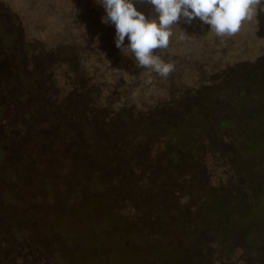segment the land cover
<instances>
[{
    "label": "rangeland",
    "instance_id": "rangeland-1",
    "mask_svg": "<svg viewBox=\"0 0 264 264\" xmlns=\"http://www.w3.org/2000/svg\"><path fill=\"white\" fill-rule=\"evenodd\" d=\"M250 14L251 19L243 21L240 30L231 36H217L198 19L190 25L183 20L173 25L168 48L153 50L164 62L173 65L170 74L161 77L151 69L138 67L130 52L116 48L115 29L101 22L104 12L98 0H0V147L8 153L5 160L0 158V251L8 249L0 257V264H55L53 252L42 248L45 242L39 231L25 223L39 219L36 212L41 202L58 209L62 200L68 203L62 209L63 216L70 215L66 218L72 219L69 222L74 229L65 230L66 224L61 219L48 221V229L52 234L64 232L63 240L69 239L67 243L79 246L73 254L78 264H176L178 254L181 259L177 264L184 259L195 264H264V0H254ZM71 64H75L78 75L88 78L87 89L78 87L80 93L87 94V107L84 112H77L83 118L79 120L78 116L74 124L87 121L91 125L100 112L132 120L142 117L144 122L169 105L170 100L177 104L179 99L186 96L187 100V95L195 92L207 94L209 104L211 99L223 102L226 109H218L220 117L211 118V127H203L202 132L194 128V134L189 133L192 145L182 147L206 150L201 160L191 161L198 163L202 174L193 176L191 169V174H187L186 161L182 159L179 176L168 171L171 174L168 183L160 177L161 187L166 189L159 187L155 195L157 185L149 178L138 181L137 171L135 182L128 184L129 189L125 183L121 193L130 196L128 200L124 196L115 199L119 186L114 184L108 192H100L89 200L78 198L79 187L68 194L60 191L52 194L42 188L28 198L22 193L19 199L20 184L32 179L33 173L28 177L27 170L32 169L37 179L42 178L40 181L46 180L45 167L36 175V167L42 165L36 166L35 160H29L24 167L23 157L30 152L26 146H32L31 139L35 138L38 126L35 116L41 113L43 116L48 106L58 113V106L71 91H77L73 89L76 75L70 71ZM22 75L39 77L34 84L35 92ZM188 101L192 104L191 99ZM243 113L234 126H223L225 118H239ZM184 116L186 122L190 121L194 116L192 108ZM43 119L47 120L45 115ZM205 132L226 150L217 147L210 150ZM175 140L172 133L149 135V145H155L152 151L156 147L165 149L168 142L172 145ZM125 141L140 142L132 138ZM54 148L56 145L49 151ZM46 158L50 161L49 155ZM56 162L51 173L58 172V179L63 182L67 174L64 168L57 171ZM1 192L9 194V198ZM90 205L98 209L95 217L100 222L87 229L91 215L95 214L89 210ZM105 206L110 208L102 212ZM108 211L112 213L111 219L105 215ZM180 211L192 218L208 213L209 218L195 231L189 225L188 232L181 234L179 229L186 226L176 213ZM164 212L170 216L168 227L178 224L175 232L180 237L175 244H163L152 233L155 227L160 234L163 230L169 232ZM6 219L17 226L13 227L15 233ZM109 224L117 226L123 234L117 242L114 240L117 235L111 240L107 238ZM149 227L151 231H147ZM201 233L204 243L193 253L192 236L196 234L197 239ZM57 242L53 238L52 243ZM96 244L103 250L110 246L111 249L92 260L86 256L87 247L95 248Z\"/></svg>",
    "mask_w": 264,
    "mask_h": 264
},
{
    "label": "trees",
    "instance_id": "trees-1",
    "mask_svg": "<svg viewBox=\"0 0 264 264\" xmlns=\"http://www.w3.org/2000/svg\"><path fill=\"white\" fill-rule=\"evenodd\" d=\"M138 6L140 10L144 11L146 14L151 13L152 9L150 5H147L144 3V0L138 1ZM68 62V61H67ZM70 71L76 75L75 76V84H73V89L77 91H71V94H69V97H67V100L62 103L61 106H58L59 112L56 113L55 109L51 110L50 107H46L48 112H44V115L46 116L47 120L44 121L42 113L35 116L34 122L35 124H38L36 127L35 132V138L33 137L29 144L26 146V148H29L30 152H27L28 154L26 157H23L25 162H23L24 167H27L29 164V160H35V164L42 165L37 166L36 175H40V172L44 168V171H46V175L42 178L37 179L35 177V172L32 169L27 170L28 171V177L32 174L31 182L33 181L35 183L31 184L29 181L25 183V180L21 186L20 191V197L23 194H26L27 198L30 195L35 194L38 190L40 191L42 188L44 190H50L52 194L58 193H69L74 192L79 187V193L78 198L81 200L84 199H93L96 197V195L100 194V192H108V190L111 188L112 184L115 186H119V194L118 196H115V199H122L123 196L125 199L128 200V198L122 193L123 187L125 183L130 184L134 183L136 177V172L138 171V177L137 180L140 182H144V178H149L150 181H153L157 187H155V190L153 191V194L155 195L158 191V188L166 189L165 186H162L160 184L159 180L161 178H166L168 183V180L170 178L171 174H174L175 176H179V165L182 159H185V165H186V171L187 174L190 173V169L193 170L194 174L193 176H197L202 174V171L200 170L198 166V158L201 160L204 154L206 153V150L199 149L197 146H193L192 149H186L187 147L192 145V139L189 134L192 132L194 134V128L200 130L197 132H202L204 128L211 127L212 120L218 119V109L225 110V105L223 102L219 101H213L211 99L210 103H207V94L204 92H195L192 93V95H187L188 98L186 100V96L183 95L184 100L179 99L180 102L177 104H174V100H170L168 103L169 105H165L161 107L159 110L154 112L150 117L143 122V119H135L132 120L130 117H124V115L121 117V115H111L106 113H101L99 116H94L95 118L92 120L91 125L90 123L83 122L82 124H74L75 118L79 116V120L83 118V116L79 115L77 112L82 111L86 109V103L89 100L87 98V94L85 92H79V88L87 89V83L88 78L84 77L83 74L78 75L77 68L75 67V64H71ZM36 76V75H35ZM22 79L27 81L29 83V86L33 89L32 91H36L34 89L35 82L39 79V77H29L26 75L21 76ZM41 77V76H40ZM246 77V76H245ZM79 87V88H78ZM83 90V89H82ZM87 91V90H86ZM210 93V92H209ZM215 94V92H214ZM210 95V94H209ZM49 95L47 94L45 98H47ZM182 96V95H181ZM211 97V96H210ZM188 99H191V103H189ZM210 100V98L208 97ZM173 101V102H172ZM207 101V102H206ZM188 102V103H187ZM223 104V105H222ZM192 105V106H191ZM192 108V111L194 113V116H191V120L186 122V116H184L187 111ZM216 113V114H214ZM213 114L216 116V118L213 117ZM244 115L240 114L239 118L233 117V118H225L223 126H234L237 123V120L240 119V116ZM126 116V115H125ZM218 116V117H217ZM29 117V116H27ZM40 117L39 119H37ZM190 117V116H189ZM236 118V119H235ZM126 120L129 121L126 123ZM132 120V121H131ZM227 120V121H226ZM206 121V122H205ZM202 123L204 125H202ZM41 124H44L42 126ZM190 124H193L192 126H189ZM205 131V130H204ZM172 138L175 140V144L169 145L170 143H167V146L165 149L156 147L154 151L153 148L155 145L151 146L149 145V135H164V134H171ZM205 137L207 138L211 149L218 148L225 149L223 147L217 146L216 138H213L212 135L208 136L207 132L204 133ZM212 134V131H211ZM135 140L138 139L139 143H132V141H125L127 139ZM126 142V143H125ZM56 145V148L49 151V148H53ZM52 146V147H50ZM185 146L186 148L183 149L182 147ZM25 148V149H26ZM241 150H244V147H240ZM27 150V149H26ZM32 150V151H31ZM226 150V149H225ZM208 152H210L208 150ZM226 152V151H225ZM224 153V152H223ZM8 153L4 148L0 147V158L3 157V159L7 158L6 156ZM50 156V161L46 158V156ZM151 155V156H150ZM153 155V156H152ZM52 156V158H51ZM31 157V158H30ZM154 157V159H153ZM4 159V160H5ZM173 160V165L176 167H172L170 160ZM196 159V163H191V161ZM58 160L57 163V171L64 168V171L66 172L67 176L63 180V182H60L58 179V172L57 175L55 172L51 173V167L54 165V161ZM161 160V161H160ZM31 162V161H30ZM148 162V163H147ZM26 163V164H25ZM147 163V164H146ZM49 166H48V165ZM144 166H143V165ZM146 164V167H145ZM165 164V165H163ZM148 165V167H147ZM162 165V166H161ZM161 166V167H160ZM189 168H188V167ZM232 166V163H231ZM138 167V169H137ZM143 167V168H142ZM165 169H164V168ZM32 168V167H31ZM240 168V167H239ZM28 169V168H27ZM40 169V170H39ZM164 169V170H163ZM168 171L171 172V174H168ZM182 170H181V173ZM186 174V173H185ZM184 174V175H185ZM161 177V178H160ZM198 177V176H197ZM36 180H39L36 182ZM45 185V187H44ZM82 185H84L82 187ZM131 185V184H130ZM128 185V189L129 186ZM47 186V187H46ZM125 188V187H124ZM151 190L147 191L150 192ZM3 193L5 198H9V194ZM151 193H148L150 197ZM2 195V194H0ZM24 197V195H23ZM145 197V196H143ZM58 198V197H57ZM113 198V196H112ZM38 200H41L40 197L37 198ZM59 199V198H58ZM111 199V198H109ZM89 200V199H88ZM35 204L40 201H34ZM63 203L59 204L58 209L56 207L50 206L46 204V202L39 204V210L36 212V215L39 219L34 218L33 220H28L26 218H21L25 223V225H31L36 228L35 230H38L40 235L43 237V243L42 248L47 250L49 253L53 252L52 256H54L55 264H78L77 256L73 255L77 252L76 248H79L77 244L73 243H67L70 241L69 239L63 240L65 237V233L57 232L55 234L50 233V229H48V221L50 220H62L65 222L64 229L67 231H71L74 229L73 224L69 222L71 221V218H68L67 216H70L69 214L65 217L66 214L63 216L62 209L66 206V201H63ZM72 202V201H71ZM134 205V202L131 201ZM73 203V202H72ZM71 203V204H72ZM71 204L69 206H71ZM96 204V203H95ZM94 204V205H95ZM14 206V205H13ZM110 206V205H109ZM135 206V205H134ZM15 207H19L18 204L15 205ZM14 208V207H12ZM110 207H106L102 210L104 212L105 210H108ZM76 209H78L76 207ZM89 210L95 211L94 216L91 215V221L90 225H87V229L93 225L100 222L97 217L98 209L90 205ZM23 212H21L22 214ZM26 214V212H24ZM179 216V220L186 226L185 228H180L179 231L182 230L181 234H185V232H188L187 227L189 226V229L194 230V228H198L200 223H206V221L209 218L208 213L206 214H198L195 218L190 217L187 213L184 211H180V213L176 212ZM28 215V214H27ZM105 215H108L106 217H109L111 219L112 213L110 211L106 212ZM96 216V217H95ZM189 216V217H187ZM202 216V217H201ZM170 217V216H169ZM169 217H167L166 212H164V218L165 222L167 224V231L163 230L161 234L157 232L156 227L155 229H152V233H155L159 239H161L166 245H170V243H174L177 239H179L180 236L175 232L178 224L175 223V225H169L171 223L169 220ZM201 217V218H200ZM41 218V219H40ZM56 218V219H55ZM37 219V221H36ZM92 219H94L92 221ZM11 219H6V224H8V227L13 230V227H17L15 224L12 223ZM177 224V225H176ZM150 223L148 222L147 226H149ZM159 225V224H157ZM202 225V224H201ZM183 226V227H184ZM109 235L108 240H111V237H117L114 239L115 242L118 241V236L123 235L121 232H118L119 229L116 227L111 226L109 224ZM175 227V228H174ZM165 228V226H164ZM108 230V229H107ZM151 231V227L148 228L147 231ZM189 230V231H191ZM99 231V230H98ZM195 231V230H194ZM16 231L13 230V233ZM9 235V234H8ZM6 235V236H8ZM4 236V235H3ZM120 236V237H121ZM197 235L194 234L192 236V242H191V251L193 253L198 252L199 250L198 246L203 245L204 238L203 234L198 235V241L195 238ZM119 237V238H120ZM186 237V236H185ZM53 238L57 240L58 242L53 244L52 240ZM60 238V239H59ZM187 238V237H186ZM191 238V237H190ZM124 239V237L122 238ZM195 239V240H194ZM107 242V241H106ZM113 240L111 241V243ZM144 242V241H143ZM195 242H198L195 244ZM2 243V242H0ZM110 244V242H108ZM3 244H8L3 243ZM1 245V244H0ZM96 244L95 248L87 247L88 255L91 257L92 260L95 258H98L102 253H105L106 251H110V247L107 249H102L99 245ZM113 245V244H110ZM71 249L70 253L69 248ZM0 248H2L0 246ZM68 248V249H67ZM8 249H4L0 251V257L4 254L5 251ZM108 251V252H109ZM15 255V253H14ZM188 256H191L189 253ZM183 258V256H182ZM176 259L178 262L181 259V255H176ZM168 261V260H167ZM166 261V262H167ZM176 262V264L178 263ZM183 264H195L194 261H189V259H184L181 261ZM79 264H82L81 262ZM104 264H108L107 262ZM167 264H170L167 262Z\"/></svg>",
    "mask_w": 264,
    "mask_h": 264
},
{
    "label": "clouds",
    "instance_id": "clouds-1",
    "mask_svg": "<svg viewBox=\"0 0 264 264\" xmlns=\"http://www.w3.org/2000/svg\"><path fill=\"white\" fill-rule=\"evenodd\" d=\"M254 0H144L152 12L140 10L138 0H98L104 15L101 22L114 27V43L123 53L130 52L140 68L151 69L161 77L173 70L153 50L167 49L171 27L181 20H199L217 36L236 34L242 22L251 19ZM127 38V44L125 40Z\"/></svg>",
    "mask_w": 264,
    "mask_h": 264
},
{
    "label": "flooded vegetation",
    "instance_id": "flooded-vegetation-1",
    "mask_svg": "<svg viewBox=\"0 0 264 264\" xmlns=\"http://www.w3.org/2000/svg\"><path fill=\"white\" fill-rule=\"evenodd\" d=\"M252 87V86H251ZM252 89V88H251Z\"/></svg>",
    "mask_w": 264,
    "mask_h": 264
}]
</instances>
